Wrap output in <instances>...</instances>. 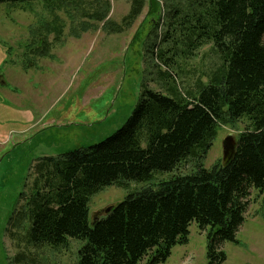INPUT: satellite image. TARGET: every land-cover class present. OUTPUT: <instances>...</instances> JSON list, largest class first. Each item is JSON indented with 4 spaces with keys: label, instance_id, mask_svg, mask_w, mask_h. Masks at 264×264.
<instances>
[{
    "label": "trees",
    "instance_id": "1",
    "mask_svg": "<svg viewBox=\"0 0 264 264\" xmlns=\"http://www.w3.org/2000/svg\"><path fill=\"white\" fill-rule=\"evenodd\" d=\"M36 1L54 19L40 22L33 32L26 47L34 58L52 57L53 45L61 42L65 23L58 12L88 20L81 24L84 30L100 23L103 31L120 35L147 9L130 45L146 25L152 27L145 51H157L151 62L167 92L145 85L132 115L113 135L87 148L38 159L29 192L20 195L7 229L19 249L13 262L47 264L40 249L61 250L75 240L81 246L74 264H140L144 258L146 264H162L173 247L189 243L196 222L201 230L210 228L208 264H223L227 257L220 245L239 243L251 190L264 196V0H130L121 23L109 19L111 0L0 4L23 7ZM163 16L168 30L162 42L168 47L156 50L154 35ZM208 44L218 57L216 67L207 82L197 84L196 94L185 95L169 70ZM34 58L26 59L34 65ZM243 119L249 126L228 158L205 168L218 128L234 127ZM225 146L228 154L230 143ZM187 162H194L193 171L129 194L91 225L90 200L105 187L149 182Z\"/></svg>",
    "mask_w": 264,
    "mask_h": 264
},
{
    "label": "rangeland",
    "instance_id": "2",
    "mask_svg": "<svg viewBox=\"0 0 264 264\" xmlns=\"http://www.w3.org/2000/svg\"><path fill=\"white\" fill-rule=\"evenodd\" d=\"M110 2L109 19L121 23L130 10V0ZM42 4H0V80L4 81H0V264H15L19 253L7 229L20 195L29 192L30 174L38 159L87 148L113 135L132 115L145 85L167 92L157 78L158 68L151 62L152 57L157 58V51L154 55L145 51L152 27L146 25L143 34L130 45L147 9L120 35L108 34L100 23H94L96 29L84 30L88 20L72 19L58 12L65 23L61 42L53 45L52 57L34 58L26 47L33 42V32L39 29L40 22L50 23L54 19ZM158 25L153 42L156 50H165V16ZM54 38L51 35L50 42ZM212 47H201L196 57L180 61L169 70L183 94H196L200 80H209L218 62ZM26 58H34L36 64H29ZM248 126L247 119L234 127L220 126L204 167L210 169L222 162L224 147L230 143L228 158L238 135ZM193 170L194 162H187L175 173L155 174L149 182H130L126 188L105 187L90 200L91 225L98 212L121 203L129 194ZM259 194L251 190L247 199L245 222L237 232L239 243L227 241L220 245L227 257L223 264H264V196ZM209 230H201L193 222L189 243L173 247L171 256L162 264H208ZM80 246L81 242L71 240L67 248L44 247L39 251L47 258V264H74ZM146 260L140 264H146Z\"/></svg>",
    "mask_w": 264,
    "mask_h": 264
},
{
    "label": "water",
    "instance_id": "3",
    "mask_svg": "<svg viewBox=\"0 0 264 264\" xmlns=\"http://www.w3.org/2000/svg\"><path fill=\"white\" fill-rule=\"evenodd\" d=\"M1 83L4 84V81H1ZM226 156H227L226 148L224 147V160H226V158H227ZM110 210H111V207L102 210V212H101V211L98 212L97 214H99V215H98V217L95 218V220H98V219H100L101 217H105V216L108 214V212H110Z\"/></svg>",
    "mask_w": 264,
    "mask_h": 264
}]
</instances>
